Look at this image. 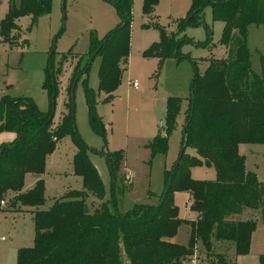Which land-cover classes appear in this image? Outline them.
I'll list each match as a JSON object with an SVG mask.
<instances>
[{
	"label": "trees",
	"instance_id": "trees-1",
	"mask_svg": "<svg viewBox=\"0 0 264 264\" xmlns=\"http://www.w3.org/2000/svg\"><path fill=\"white\" fill-rule=\"evenodd\" d=\"M51 1L8 0L0 37L10 42L11 33L18 30L17 20L30 16L34 23L49 14ZM104 1L115 7L119 24L102 40L91 38L88 53L74 69L67 114L56 127H52L56 76L50 59L44 83L51 100L47 112H39L26 98L6 96L0 101V131L16 134L11 143L0 147V201L12 193L9 207L35 208L33 245L18 251L16 264H184L199 246L207 254H213L216 244L225 245L228 256L248 254L256 223L253 218L241 216L244 211L250 212V216L264 212V186L256 175L245 170V159L238 147L264 145V56L261 75H257L251 69L247 47L248 27L264 26V0H193L187 16L178 24L177 33L159 28V41L151 44L144 56L189 58L178 52L184 40L177 39V34L185 26L201 24L203 8L210 6L213 20L224 24L219 44L226 56L205 59L207 67L203 73L192 62L195 71L184 112L178 159L165 172L158 202L137 203L125 213L116 209L114 200L103 201L101 177L88 156V148L78 138L73 116V86L86 76L92 59L101 58L98 93L107 95L105 101H109L119 86L129 54L132 0ZM156 2L145 0L144 11L150 12ZM84 92L90 125L101 135L103 125L95 113L94 93L88 86ZM180 105L179 98L166 102L163 117L166 134ZM65 136H70L77 147L73 171L82 179L83 190L67 192L48 210H42L39 207L45 202L44 182L38 179L31 189L23 191L25 176L42 175L47 157ZM148 147L152 155L166 154V135H158ZM186 148L194 149L197 156L187 155ZM104 156L114 182L121 156ZM203 164L214 167V180L191 178L190 169ZM176 191L188 193V208L196 214L194 220L179 218L172 200ZM88 194L102 201L92 212L86 203ZM183 224L190 227V233L186 245H179L172 240ZM215 258L216 264H230L224 254L217 253ZM260 261L264 264V256H260Z\"/></svg>",
	"mask_w": 264,
	"mask_h": 264
},
{
	"label": "rangeland",
	"instance_id": "rangeland-1",
	"mask_svg": "<svg viewBox=\"0 0 264 264\" xmlns=\"http://www.w3.org/2000/svg\"><path fill=\"white\" fill-rule=\"evenodd\" d=\"M144 2L132 0L129 54L119 86L110 100L105 101L107 95L98 93L99 56L92 59L86 76L75 82L72 92L76 133L88 148V156L100 173L104 186L103 201L114 200L121 213L132 210L137 203L155 205L158 202L164 189L165 172L172 169L180 153L184 112L195 71L192 62L195 61L198 71L203 73L207 67L205 59L226 56L219 44L224 24L214 21L211 7L205 6L202 23L185 26L177 34V39L184 40L178 52L189 58L179 59L173 55L164 59L146 58L145 50L159 41V28L177 33L178 24L187 16L193 0H157L148 13L144 11ZM7 10L8 0H0V23ZM119 21L115 7L104 0H52L49 14L39 17L34 23L30 16L20 17L16 22L18 30L11 33L10 42L13 44L0 37V101L6 96L26 98L39 112H47L51 100L44 83L45 68L50 59L56 76L52 120V127H56L67 114L68 90L73 83L74 69L80 58L88 53L91 38L102 40ZM247 46L251 69L261 75L264 26L248 27ZM132 82L137 83V88L131 86ZM85 86L94 93L95 113L103 125L101 135L92 129L89 122ZM169 98L181 99V105L166 134L163 117ZM158 135L167 137L166 154L152 155L148 144ZM9 137L16 138V134L9 130L0 131V147L11 143ZM90 150L103 152V155ZM238 151L245 159V170L256 175L264 186V145H244ZM76 152L77 147L70 136L57 142L48 159L45 202L40 209L48 210L55 199H60L67 192L83 190L82 179L73 171ZM185 153L197 156L192 148H186ZM107 154L121 156L114 182L104 156ZM190 176L195 180L212 181L216 173L213 166L203 164L192 167ZM128 178L131 179L129 184ZM13 195L11 193L1 200L4 205L0 204V210L9 208ZM187 199L188 194L183 191H176L172 196L182 220L191 217ZM101 202L90 194L86 197L91 212ZM16 212L0 211V264H16L18 251L31 247L34 242L33 214L30 210L20 214ZM254 221L255 245L253 249L249 248V252L255 255L256 263L261 264L260 256H264V212ZM187 236V229L181 227L176 239L185 243ZM217 253L226 255L227 262L233 264L226 246L217 244L213 254H207L199 246L184 264H191L193 260L195 264H216Z\"/></svg>",
	"mask_w": 264,
	"mask_h": 264
},
{
	"label": "crops",
	"instance_id": "crops-1",
	"mask_svg": "<svg viewBox=\"0 0 264 264\" xmlns=\"http://www.w3.org/2000/svg\"><path fill=\"white\" fill-rule=\"evenodd\" d=\"M255 26H259V25H255ZM247 37H248V35H247ZM248 47V46H247ZM138 86V85H137ZM133 88H137V87H133ZM101 94V96H105L104 94H102V93H100ZM107 128V127H106ZM9 139H10V141L9 142H12L14 139H15V137H9ZM8 142V143H9ZM251 146V145H255V144H241V145H239V147H238V149H240V148H242V146ZM50 156L51 155H49L48 157H47V159H46V166H45V171H44V173L42 174V175H40V176H36V175H33V174H27L26 176H25V180H24V187H23V191H27V190H29V189H31L32 187H33V185H34V183L38 180V179H42L43 180V182H44V185H45V176H46V167H47V165H48V159L50 160ZM93 164V163H92ZM125 172V171H124ZM98 173H99V171H98ZM99 175H100V173H99ZM188 194V193H187ZM55 200H57V199H55ZM54 200V201H55ZM53 201V202H54ZM53 204V203H52ZM145 204H147V203H145ZM188 205H189V195H188V199H187V208H188ZM39 209H40V207H39ZM10 210H16V211H18V212H16V213H18V214H20V213H22L21 211H26V210H30L31 211V213L33 214V211L35 210V208H30V207H20V209L18 208V207H16L15 209L14 208H11V207H9V208H4V209H1L0 211H3V212H5V211H10ZM188 212H190V214H191V217L189 218V219H187L186 221H192V220H194L195 219V217H196V214L195 213H193V212H191V211H189V208H188ZM250 212H248V211H244L243 212V214H242V216H241V218L242 219H250V218H256V216L257 215H260V214H255V215H251L250 216ZM181 227H185L186 229H187V240H186V242L185 243H182V242H178L177 241V236H178V232H177V235L173 238V242H175V243H177V244H179V245H186V243H187V241H188V238H189V233H190V227L188 226V225H186V224H183V225H181L180 227H179V229L181 228ZM179 229H178V231H179ZM1 240H4V238H1ZM254 242V239H253V233H252V236H251V241H250V248L252 247V249H253V246L255 245V243H253ZM254 254L252 255V253H250L249 252V254H246V255H240V256H232L231 257V262L233 263V264H257L256 263V261L253 259L254 258ZM191 264H195V263H192L191 262ZM259 264V263H258Z\"/></svg>",
	"mask_w": 264,
	"mask_h": 264
},
{
	"label": "built area",
	"instance_id": "built-area-1",
	"mask_svg": "<svg viewBox=\"0 0 264 264\" xmlns=\"http://www.w3.org/2000/svg\"><path fill=\"white\" fill-rule=\"evenodd\" d=\"M131 86H132V87H137V83H136V82H132V83H131ZM128 179H129V180L127 181V183L129 184V183L131 182V179H130V178H128ZM0 204H1V205H4V201H1ZM194 262H195V261L193 260L192 263H194Z\"/></svg>",
	"mask_w": 264,
	"mask_h": 264
}]
</instances>
